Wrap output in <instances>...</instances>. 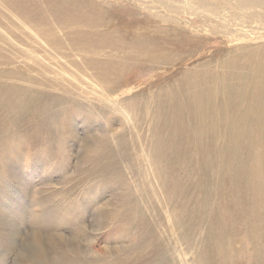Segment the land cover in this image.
Listing matches in <instances>:
<instances>
[{
  "label": "bare ground",
  "instance_id": "obj_1",
  "mask_svg": "<svg viewBox=\"0 0 264 264\" xmlns=\"http://www.w3.org/2000/svg\"><path fill=\"white\" fill-rule=\"evenodd\" d=\"M114 1L117 3L118 0H31V2H27V0H0V6L7 11H13L18 18L17 20L19 24L28 28L33 36V38H31L32 45L29 46L27 44L29 47L26 49L11 40L12 43L10 44L12 45V48L18 53H21V55L18 57L15 56L13 59L7 58V60L4 61V64L7 63V66H12L15 61L19 60L22 65L32 68L29 70V74L39 70L44 76L41 79H36L26 74V79H22L24 77L17 75L15 71L6 72L2 71V69L0 70V125L6 121H12L13 119L18 121L23 119L25 110H31V114L38 113L42 105L44 114L49 104L51 108L49 109L47 116L52 119H58L66 113V110L60 112L59 108H62L64 101H67L68 97L63 98L62 101L56 98L47 99L45 95H42V89H38L35 85H43L44 87L49 86L56 89L60 88L62 84H66V82H68L69 87L76 90V92L80 91L86 94H91L93 99L97 102L94 104L95 106L93 109H97L98 106L101 108L103 107L105 111L103 110L102 113L105 116L121 114L126 121L128 119L131 122L133 121V127L135 129H140L144 121L150 120L152 134H161L159 140L156 139L154 141L155 156L152 164L154 163L155 166L153 171H156V181L162 189L165 187L166 179H170L172 171V168L164 163L166 160V154L170 156V154L174 153L180 161H183L182 157L185 156L180 152H188V150L191 152H198L204 164L202 166L204 176L203 178L200 177L202 180V190L203 192H207V190L204 189V186L209 184L208 207H210V214L212 215V218H214V223L209 225V230L212 231L211 233L209 232L211 235H209L208 231L206 232L204 229V235H207V237L206 239L203 238L204 242L202 241V244L200 243L202 250L199 252L203 250L206 251L208 248V243L206 244V242H209L212 239L213 241L211 245L209 244L210 246L208 249L210 250L211 248L214 250V253L219 255V257H222L225 253L223 252L224 249L226 250V248H224L225 235L221 234L229 230L224 223L228 225L232 221L229 222L219 216L220 210L223 208L219 209L216 206L215 202L217 196L215 198L214 191L216 190L219 194L221 190H226V193L233 195L237 203L241 205L240 211L242 212V216L245 215L248 217V219H245V226L249 227V231H246L248 239L252 241L250 242L252 243L251 247L254 246L257 248L255 249L252 247L255 250H252V255H250L254 257V263H260L261 259L258 258L264 253V45L259 46L260 50L257 49L258 51L253 50V48L243 47V50L238 48V56L242 55L241 58L236 59L235 56L232 55L227 58L228 60L223 61L221 64L218 63V69L214 67L212 68V66L208 65V62H206L198 69L192 68L189 69V71L176 74L173 78L166 81L162 87L159 88L156 86L159 88L157 90L151 89V91H148L147 93L146 91L139 92L129 98H119L118 101L115 98V101L113 100V96L116 94L115 92H118L119 88L123 87L126 81L124 80V77L132 70V68L137 67L136 65L152 66L156 70L163 71L168 69V67L175 66V61L177 62V60L183 59L185 54L189 53L188 51L178 50L184 46V43L188 38H206L209 36L207 15L203 16L204 20H200L191 17L192 15H190L187 10L182 13H179L177 10L173 11L177 5L183 4L184 7H186L194 4L204 12L208 13V8H215L217 1L150 0L152 4H156V6L153 7L148 3L139 5L141 0H124L127 2L125 3L129 8L115 6V4H113ZM137 6L143 7L140 8L142 12L137 11L140 10L139 7L136 8ZM116 7L120 8V10L122 9V12L124 13H128L127 15L131 16L133 21L123 23V17L116 14ZM233 7L235 9L253 8L264 10V0H235ZM157 8H160L161 11H157ZM172 11L178 16L172 17L160 14ZM11 15H13V13ZM116 15L119 17V23H116ZM187 16H189V19L184 18L182 20L183 17ZM257 17L259 19H264V15L261 14H258ZM28 30H26V32ZM9 35L12 34L9 33ZM1 37L2 36H0V42L2 39ZM11 38L14 37L9 36L6 39L10 41ZM21 39L22 41H25L23 38ZM3 41L7 42L5 39ZM3 54L0 52V59L3 57ZM51 75L57 76L55 80L50 78ZM136 77L137 75L135 78ZM3 78L12 81L14 79L24 81L30 87L29 89H23V86L18 83H4L2 81ZM58 80H60V82H58ZM56 82L57 85H54ZM161 84L163 83L161 82ZM23 96L24 98H22ZM139 99H142L143 102H139ZM43 101H46V103L43 104ZM88 104L92 105L91 102H88ZM77 106L79 107V105ZM107 120L112 121V118ZM74 127L75 126H73V128ZM6 128H4V130ZM110 129H108V131H110ZM165 133L169 135V141L167 137L162 135ZM15 144L16 142L14 145ZM181 144L183 145V148L179 149L182 146ZM14 149L16 150V148ZM18 154L19 153H17V155ZM143 154H145V152ZM86 156H88V154ZM18 157H20V155ZM144 170L146 171L145 166ZM90 176L91 175L89 174V177ZM92 177H94V175H92ZM213 177L216 181L212 186L211 180H213ZM216 184L218 185L217 187ZM211 188H214V191ZM194 189H197V187H194ZM171 194L174 195L175 193L171 192ZM143 196H145V193ZM225 198L227 199L228 196L225 195ZM196 199L197 198H195V200ZM232 199L233 198H231V200ZM231 200L229 201L228 206L233 207L234 205H237ZM164 202H162V204ZM148 203L150 202L148 201ZM181 206L182 205H180V207ZM128 207L129 204L127 208ZM235 207L236 206H234V208ZM129 209L131 210V208ZM192 213L196 214L195 212ZM110 214L111 213L109 212L103 213V210L100 211V213H97L95 220H93V223L90 225L92 226V230L95 232L100 231ZM237 215L239 216L238 213ZM136 217H139V215ZM155 217L152 219L157 222L158 220H155ZM194 217L196 219V216ZM160 218H162L161 215ZM171 218L174 217H169L168 222ZM178 218L173 220L174 228L169 222V230L172 234V229L176 230L175 233L183 236L178 239V241H181L182 239L184 240L183 245L188 242L194 245L195 243H193V240L196 239V237L194 238L193 232L190 233L192 228L190 227L191 224L189 225V222L187 223V221L180 219V216H178ZM239 219L241 218L239 217ZM148 223L146 224L147 229L150 227V223L149 225ZM220 223L222 227L220 226ZM201 224L203 223L201 222ZM239 226H241V224ZM83 228L84 223L81 221L77 227L78 232L72 233L73 236L71 238H68L63 233L54 234L37 228L34 229L30 235H28L29 237L24 243L26 254L19 255V264H75L76 262L72 260L70 261L69 257H64L63 255L68 249H70V251L67 252H71L74 257H85L90 259L92 256V250L95 249V240L91 239V231H88V233L83 232ZM5 230L7 229L5 228ZM232 231L234 232L236 229L234 228ZM4 234L9 240L7 247L8 249L10 248V250L7 249L5 251L11 253L16 252L19 247L18 240L22 235L20 230H12L9 233L4 232ZM177 234L175 236H177ZM236 234H234L235 238ZM76 238L79 239L77 240ZM242 238L244 240V237ZM84 239L87 240L85 241ZM199 239L201 240V238ZM160 240L161 238L158 240L156 237L153 242L150 241V247L153 249L152 256L155 258H157V254L161 252L159 248L161 247ZM190 243L189 245L193 247ZM253 243L255 244L253 245ZM47 244H49V247L46 246ZM183 245L181 244V246ZM248 246L247 248H249ZM120 247L108 244L106 249L119 254L122 252ZM236 247H238V244ZM18 251L20 253V247ZM163 251L165 250L163 249L162 252ZM196 252L197 251L193 254H196ZM212 253L213 252H211V254ZM249 253L250 251L248 254ZM217 255H215V257ZM205 256L199 255L198 258L196 257L198 259V264H201L202 261H206ZM184 257L182 258L183 260ZM165 258H168V256H165ZM178 258H180V256ZM187 258L185 257L186 261ZM138 259L140 258L138 257ZM251 260L247 259L245 261L250 262ZM175 262L177 261L175 260ZM158 263L160 262L154 264ZM182 263H184V261H182ZM195 264H197V262ZM204 264H206V262ZM236 264H239V261Z\"/></svg>",
  "mask_w": 264,
  "mask_h": 264
},
{
  "label": "rangeland",
  "instance_id": "obj_2",
  "mask_svg": "<svg viewBox=\"0 0 264 264\" xmlns=\"http://www.w3.org/2000/svg\"><path fill=\"white\" fill-rule=\"evenodd\" d=\"M216 1V7L208 8V13L204 12L201 8L195 6L194 4L186 7H184L183 4L177 5L173 11L177 10L179 13H182L187 10L188 13L192 15L191 17L198 18L200 20H204L203 16L207 15L209 36L206 38H188V40L184 43V46L178 50L188 51L189 53L185 54V58L183 57V59L177 60V62L175 61L176 65L173 66L174 68L168 67V69L162 71L158 69L156 70L152 66L140 64L136 65L137 67L132 68V70L124 77V80L126 81L123 87L119 88L118 92H115L116 94L113 96V100L116 101L117 99L118 101L119 98H129L134 96L136 93L143 91H146L147 93L148 91H151V89L157 90L176 74L189 71V69L192 68L198 69L206 62H208V65L212 66V68L214 67L218 69V65L223 61L228 60L227 58L232 55L235 56L236 59L241 58L242 55L238 56V48L243 50V47H246L253 48V50H260L259 46L264 45V19H259L257 15H264V10L253 8L235 9L233 7L235 0ZM27 2H31V0H27ZM125 2L126 1L124 0H118L117 3L114 1L113 4H115V6H119L120 8H129L126 5L127 2ZM143 3H148L153 7L156 6V4H152L150 0H141L139 5ZM138 7L139 9L143 8L141 6H137L136 8ZM120 8L116 7L118 11V13L116 11V14L123 17L122 22H132L133 19H131V16L127 15L128 13L122 12V9L120 10ZM0 11V21L2 19L4 20L0 22V36H2L0 42V52L1 54L4 53L1 58L2 60L0 59V63H3V66L0 64V70L2 69V71L6 72L15 71L17 75L24 77L22 79H26V74L36 79L43 78L44 76L39 70L29 74V70L32 68L22 65L19 60L15 61L12 66H7V63L4 64V61H6L7 58L13 59L15 56L18 57L21 55V53H18L12 48V45L10 44L12 41L26 49L32 45L31 38H33V36L28 28L19 24L17 20L18 18L15 16L13 11H7L1 6ZM137 11L142 12L141 9ZM157 11H161V9L157 8ZM173 11L163 12L160 14H163V16H178ZM10 13H13V15ZM117 15L116 23H119V17ZM184 18L189 19V16L183 17L182 20ZM26 30L29 32H26ZM9 33L12 35H9ZM9 36L14 38H11L9 41L6 39ZM20 37L25 41H22ZM3 38L7 42L3 41ZM143 73L146 74L144 75ZM136 75L137 77L135 78ZM56 77L57 76L55 75L50 76V78H53L52 80H55ZM2 81L4 83H18L23 86V89H29L30 87L26 82L17 79L12 81L3 78ZM58 82H60V80H58ZM161 82L163 84H161ZM54 85H57V82ZM35 87L38 89L41 88L43 91L42 95H45L47 99L56 98L62 101L63 98L68 97L67 101H64L62 108H59L60 112L62 110H66V113L58 119H52L47 116V113H49V109L51 108L50 104L44 114L42 105L40 111L35 113L37 115L31 114V110H25L23 116L24 121L23 119L19 121L13 119L12 121H6L7 123H1L2 126L0 125V264H19V255L26 254L24 243L28 239V235H30L34 229L37 228L54 234L63 233L68 238H71L73 236L72 233L78 232L77 227L81 221L84 223L83 232L88 233V231H91V239L95 240V249L92 250V256L90 259L85 257H74L71 252H67L70 251V249L65 252L66 255L63 253L64 257H69L70 261L72 260L76 262L75 264H141L142 262V264H154L157 262H160L158 264H195L196 262L198 264L197 258L199 255H206V264H236L238 261L239 264H256L254 263V257L251 256V252L257 248L252 246L255 248L253 249L251 247L252 243L250 242L252 241L248 239L247 234L249 227L245 226V219H248V217L245 215L242 216V212L240 211L241 205L237 203L233 195L226 193V190H221L218 194L216 190L214 191V188H211L214 191L215 198L217 196L215 202L216 206L219 209L223 208L220 210L219 216L229 222L232 221L228 225L224 223L229 230L221 234L225 235L224 248H226V250L224 249L223 251L225 253L222 257H219V255L214 253V250L211 248L210 250L208 249L213 241L212 239L210 240L211 242H206V244L208 243L207 250L199 252L202 250L200 245L204 240L203 238L206 239L207 237V235H204L205 230L206 232L208 231L209 235H211L210 233L212 231L209 230V225L214 223V218H212V215L210 214V207H208V188L210 190L209 184L205 185V188L203 187L207 190V192L204 191V193L202 190L201 178L204 176V171H202V166L204 164L198 152H191L189 150L188 152H180L183 156H185L182 157L183 161H180L174 153L170 154V156L166 154V160L164 163L170 166L172 171L170 179H166L167 182L165 181V187L162 189L156 181V171H153L155 166L154 163L152 164L155 156L154 141L156 139L159 140L161 134H152L150 120L143 122L141 127L142 129H135L133 127V121L131 122L129 119L126 121L121 114H116L115 116H105L102 113L103 110L105 111L103 107L101 108L98 106L97 109H93L95 106L94 104L97 102L93 99L91 94H86L78 90V92H76V90L69 87L68 82H66V84H62L60 88L56 89L49 86L44 87L43 85H35ZM22 98H24V96ZM138 101L143 102L142 99H139ZM88 102H91L92 105H89ZM44 103H46V101H43V104ZM77 105H79V107ZM111 118L112 121L107 120ZM73 126L75 127L73 128ZM4 128L7 130H4ZM108 129H110V131H108ZM21 132H24V135ZM162 135L167 137L169 141L168 134L165 133ZM15 142L17 147L14 145ZM14 148H16V150ZM182 148L183 145L179 149ZM144 152L145 154H143ZM17 153L19 154L17 155ZM87 154L88 156H86ZM19 155L20 157H18ZM144 166L147 173L144 170ZM89 174L91 175L90 177ZM92 175H94V177H92ZM215 181L216 180L213 177L211 185H214ZM217 186L218 185L216 184V187ZM194 187H197V189H194ZM158 192L160 195L162 194V198ZM171 192L175 194L172 195ZM144 193L145 196H143ZM225 195L228 196V200L225 198ZM195 198L197 199L195 200ZM231 198L233 199L231 200ZM160 199L163 200L161 201ZM230 200L233 201L234 204H237L234 205L236 206L235 208L234 206H228ZM148 201L150 203H148ZM162 202L164 203L162 204ZM128 204L129 207L127 208ZM180 205L182 206L180 207ZM129 208H131V210ZM102 210L103 213L109 212L111 214L102 229L95 232L92 230V226L90 225L93 223V220H95L97 213H100ZM192 212H195L196 214H193ZM138 215L139 217H136ZM160 215L162 218H160ZM130 216L133 219H131ZM168 216L174 217L169 221L172 224V227L174 226L173 220L178 218V216H180V219L187 221V223L189 222V225L191 224L190 227L192 228L190 233L193 232L194 238L196 237V239L193 240V243H195L194 245L190 242L187 244L189 245L190 243L193 247L189 245V248L186 243L183 245V239L178 241V239L183 236L175 233L176 230L172 229L174 235L171 233L169 230ZM194 216H196V219L198 218V221ZM153 217H155V220L157 219L158 221L155 222L154 219H152ZM239 217L241 219H239ZM201 222L203 224H201ZM147 223L150 226L149 229L146 228ZM240 224L241 226H239ZM8 226L11 227L9 228ZM220 226L222 227L221 223ZM5 228L7 230H5ZM231 228L233 230L235 228L236 231L233 232ZM12 230H20L22 234L18 240L19 247L21 248L20 253L18 251L19 247L14 253L5 251L8 249L7 244L9 240L5 237L4 232L9 233ZM176 234L177 236H175ZM234 234H236V238ZM156 237L158 240L161 238V247H159L161 252L157 254V258L152 256L153 249L150 247V241L153 242ZM166 237L168 239L170 238L169 241ZM242 237H244V240ZM199 238H201V240ZM84 240L86 241L87 239ZM169 242L171 246L169 245ZM108 244L111 246H121L120 248L122 249V252L116 254L112 250H107L106 248L108 247ZM181 244L183 246H181ZM237 244L238 247H236ZM254 244L255 243H253V245ZM46 246L49 247V244ZM247 246L249 248H247ZM163 249L165 251L162 252ZM8 250H10V248ZM247 250L248 252L250 251L249 254ZM195 251L198 253L196 252V254H193ZM186 252L191 253L188 254ZM211 252L213 253L211 254ZM162 254L166 257L168 256V258H165ZM263 254L260 258H258L261 259L258 264H264ZM215 255L217 256L215 257ZM179 256L180 258H178ZM184 256L186 258L188 257L187 261ZM138 257L141 260L138 259ZM183 257L184 260L182 259ZM247 259L252 260L250 262L245 261ZM175 260L179 263L175 262ZM182 261H184V263H182ZM205 262L202 261L201 264H204Z\"/></svg>",
  "mask_w": 264,
  "mask_h": 264
}]
</instances>
